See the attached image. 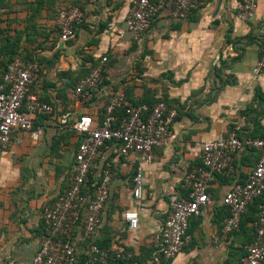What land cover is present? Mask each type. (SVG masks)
<instances>
[{"label":"crops","instance_id":"crops-1","mask_svg":"<svg viewBox=\"0 0 264 264\" xmlns=\"http://www.w3.org/2000/svg\"><path fill=\"white\" fill-rule=\"evenodd\" d=\"M75 1L0 0L2 56L16 50L38 63L40 75L30 91L53 108L34 119L37 139L17 130L0 147V264L32 263L43 235L42 213L71 175L79 137L58 129V116L69 112L70 122L83 114L99 119L117 90L135 102L163 99L177 117L168 143L155 148L153 161L142 168V195L136 201L131 190L139 156L120 155L114 142L104 149L92 176L100 178L109 168V193L93 241L122 250L129 256L125 261H139L131 264H241L254 235L255 205L227 240L217 244L212 236L226 217L224 194L234 181L246 179L257 150L234 155L233 179H211L212 203L189 220L187 242L174 259L159 253V230L169 214V196L186 195L184 177L199 162L196 143L226 135L242 117L253 136H264V69L253 72L264 48V0H256V13L248 21L236 18L238 0H198L186 19L173 18L167 1L138 42L125 28L132 0L84 2L82 23L63 42L57 11ZM104 55V80L94 98H73L74 87ZM133 208L139 216L136 230L123 219ZM81 229L75 236L78 259L88 246Z\"/></svg>","mask_w":264,"mask_h":264},{"label":"built area","instance_id":"built-area-1","mask_svg":"<svg viewBox=\"0 0 264 264\" xmlns=\"http://www.w3.org/2000/svg\"><path fill=\"white\" fill-rule=\"evenodd\" d=\"M82 3L95 0H80ZM169 1L171 16L175 19L190 17L199 6L198 0H132L125 19V28L132 41L138 42L149 30L153 17ZM257 10L256 0H238L236 18L252 19ZM84 13L80 6H62L57 13L56 26L59 38L72 39L76 27L82 23ZM2 57L0 56V65ZM106 55L99 64L74 87L73 98L89 102L104 80ZM264 69V48L253 69L254 74ZM40 67L35 62L14 58L4 70L0 81V147L5 148L17 130L30 132L34 139L38 131L33 122L38 116L50 114L53 108L41 97L30 91L38 79ZM177 117L174 108L164 101L153 105L126 104L123 91L113 92L99 119L83 114L70 123V113L58 116V129L67 127L79 137L72 156L69 180L61 193L42 213L43 235L39 240L31 264H77L75 236L82 227V239L90 244L84 251V264H107L110 255L129 258L117 248L101 249L92 241L100 226L101 212L109 193V171L104 169L99 181L90 184L96 162L102 157L109 143L118 145L120 155L137 154L136 172L132 178L131 195L140 199L143 188L142 168L154 159V149L168 143L170 127ZM249 123L244 117L235 123L224 136L198 142L199 162L184 177L185 197L169 196V214L159 230V253L166 260L174 259L187 242L189 220L198 216L212 203L208 192L209 182L215 176L234 178L236 166L234 155L246 149L259 151V156L243 182L234 181L224 194L221 205L227 215L212 236L214 243L227 240L239 229L242 215L264 193V137L250 136ZM254 221V235L246 248L241 264H264V202L258 203ZM123 219L130 230L138 227V212L129 209ZM137 264V263H134Z\"/></svg>","mask_w":264,"mask_h":264},{"label":"trees","instance_id":"trees-1","mask_svg":"<svg viewBox=\"0 0 264 264\" xmlns=\"http://www.w3.org/2000/svg\"><path fill=\"white\" fill-rule=\"evenodd\" d=\"M81 1L80 0H76L75 2H73V3H71V4H68L67 6L68 7H70V6H80V8H81ZM61 8V7H60ZM59 10V9H58ZM57 13H58V11H57ZM57 17V16H56ZM80 25V24H79ZM78 25V26H79ZM1 32V31H0ZM1 34V33H0ZM13 46H15L14 44H13ZM20 52L19 51H16V50H14L13 51V53H12V56H2V50L0 49V56L2 57V60H1V65H0V81H1V77H2V74H3V72H4V70L6 69V66L14 59V58H21L23 61H25V62H35L37 65H38V63L35 61V60H33L31 57H25V56H21L20 54H19ZM100 61V60H99ZM99 63H97L95 66H93L91 69H93L94 67H96L97 65H98ZM39 66V65H38ZM91 69H90V71H91ZM89 71V72H90ZM124 93V92H123ZM124 96H125V102H126V104H143V103H145V102H143V101H132V100H130L129 98H127V96H126V94L124 93ZM42 99V98H41ZM158 100H161V101H164L163 99H158ZM158 100H156V101H158ZM155 101V102H156ZM154 102V103H155ZM165 102V101H164ZM154 103H147L149 106H151V105H153ZM166 103V102H165ZM167 105V107L168 108H171V106H169L168 104H166ZM71 123V122H70ZM232 129V128H231ZM65 131H70L71 133H75L74 131H72V130H70V129H68L67 127H65V128H63V132H65ZM249 135L250 136H253V134L250 132L249 133ZM260 137H262V136H260ZM264 137V136H263ZM262 137V138H263ZM248 150H253V149H248ZM104 169H106V170H108L109 168H104ZM215 176H217V177H220V176H218V175H215ZM89 179H90V184L91 183H96V182H98L99 181V178H94L92 175L89 177ZM186 196V195H185ZM185 196H183V197H185ZM260 202H264V193H263V195L261 196V197H259L257 200H255L250 206H252V205H255V207H256V210H257V206H258V203H260ZM250 206H249V208H250ZM248 208V209H249ZM224 210H225V212H226V215H227V211H226V209L224 208ZM257 213H258V210H257ZM256 218H257V216H256ZM256 220V219H255ZM240 224H241V221H240ZM240 227V226H239ZM97 247H99V248H101V249H108V248H110V245L109 244H106V245H100L99 243H97L96 241H92ZM85 244L86 245H88V244H90V241L89 240H87V242H85ZM132 262H139V261H137V260H132V259H130V260H128V261H125V259L124 258H118V257H115L114 255H110L109 257H108V259H107V264H131ZM77 264H84V257L82 258V257H80L79 259H78V257H77Z\"/></svg>","mask_w":264,"mask_h":264},{"label":"water","instance_id":"water-1","mask_svg":"<svg viewBox=\"0 0 264 264\" xmlns=\"http://www.w3.org/2000/svg\"><path fill=\"white\" fill-rule=\"evenodd\" d=\"M219 5V4H218ZM215 12H217V9H216V11Z\"/></svg>","mask_w":264,"mask_h":264}]
</instances>
